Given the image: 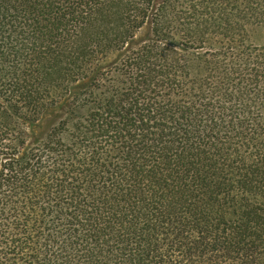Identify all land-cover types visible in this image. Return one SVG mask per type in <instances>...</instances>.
<instances>
[{
    "label": "trees",
    "instance_id": "trees-1",
    "mask_svg": "<svg viewBox=\"0 0 264 264\" xmlns=\"http://www.w3.org/2000/svg\"><path fill=\"white\" fill-rule=\"evenodd\" d=\"M0 264H264V0H0Z\"/></svg>",
    "mask_w": 264,
    "mask_h": 264
},
{
    "label": "rangeland",
    "instance_id": "rangeland-1",
    "mask_svg": "<svg viewBox=\"0 0 264 264\" xmlns=\"http://www.w3.org/2000/svg\"><path fill=\"white\" fill-rule=\"evenodd\" d=\"M143 36H145V32L141 33V37H143ZM262 38H263L262 33H259V34L256 35L254 41H256L258 44H261L263 42V39ZM116 58H117V54L116 55L109 56L107 59H104L101 62L97 63V65H94L93 66V69L96 70V67L99 65V66L105 68L106 70H109L111 68L112 63L114 62V60H116Z\"/></svg>",
    "mask_w": 264,
    "mask_h": 264
}]
</instances>
